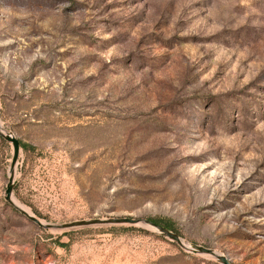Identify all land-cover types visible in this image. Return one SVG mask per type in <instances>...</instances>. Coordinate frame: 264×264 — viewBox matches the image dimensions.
Instances as JSON below:
<instances>
[{
  "label": "rangeland",
  "instance_id": "374dc122",
  "mask_svg": "<svg viewBox=\"0 0 264 264\" xmlns=\"http://www.w3.org/2000/svg\"><path fill=\"white\" fill-rule=\"evenodd\" d=\"M0 120L42 222L158 219L264 264V0H0ZM12 155L0 135V264H220L141 225L39 226L5 200Z\"/></svg>",
  "mask_w": 264,
  "mask_h": 264
},
{
  "label": "water",
  "instance_id": "95a60500",
  "mask_svg": "<svg viewBox=\"0 0 264 264\" xmlns=\"http://www.w3.org/2000/svg\"><path fill=\"white\" fill-rule=\"evenodd\" d=\"M0 135L13 146V155L12 160L10 163V173H9V179L5 190V200L7 203L12 205L15 209H17L20 213L25 215L28 219L31 221H34L39 226L49 229H71V228H78V227H85L90 225H100V224H129V225H141L144 226L150 230H153L155 232H158L159 234L177 242L183 249L198 253L202 255H208L215 260H217L220 264H233L230 259L218 252L217 250L213 248L206 247L201 244L189 242L185 239H183L178 233L172 231L171 229L154 222L151 219H138L133 217H113L109 219H101V218H93L88 220H75L68 223L63 224H50V223H44L39 218H37L34 214L30 213L27 209L17 205L14 202V186H15V169L16 165L18 163V159L20 156L21 151V144L20 140L14 136L11 132L7 131L0 120Z\"/></svg>",
  "mask_w": 264,
  "mask_h": 264
},
{
  "label": "trees",
  "instance_id": "16d2710c",
  "mask_svg": "<svg viewBox=\"0 0 264 264\" xmlns=\"http://www.w3.org/2000/svg\"><path fill=\"white\" fill-rule=\"evenodd\" d=\"M20 144H21V142H20ZM151 220H153L154 222L159 223V224H161V225H163V226H165V227H167V228L173 229V228L170 226V224H166V223L163 222V221H160V220H158V219H151Z\"/></svg>",
  "mask_w": 264,
  "mask_h": 264
},
{
  "label": "bare ground",
  "instance_id": "6f19581e",
  "mask_svg": "<svg viewBox=\"0 0 264 264\" xmlns=\"http://www.w3.org/2000/svg\"><path fill=\"white\" fill-rule=\"evenodd\" d=\"M13 199H14V202H15L17 205H19V206H21V207L27 209L30 213H32L28 208H26V207H25L20 201H18L16 198H13Z\"/></svg>",
  "mask_w": 264,
  "mask_h": 264
}]
</instances>
